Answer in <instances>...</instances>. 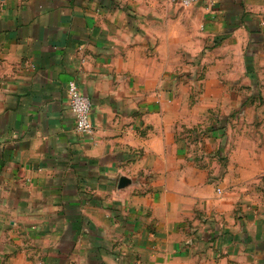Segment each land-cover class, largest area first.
<instances>
[{
  "label": "crops",
  "instance_id": "1",
  "mask_svg": "<svg viewBox=\"0 0 264 264\" xmlns=\"http://www.w3.org/2000/svg\"><path fill=\"white\" fill-rule=\"evenodd\" d=\"M0 264H264V0H0Z\"/></svg>",
  "mask_w": 264,
  "mask_h": 264
},
{
  "label": "built area",
  "instance_id": "2",
  "mask_svg": "<svg viewBox=\"0 0 264 264\" xmlns=\"http://www.w3.org/2000/svg\"><path fill=\"white\" fill-rule=\"evenodd\" d=\"M184 8L190 7L200 0H170ZM67 93L70 101V108L75 117L76 131L85 137H92L95 133L94 125L91 121L93 110L92 101L84 95L75 82H70L67 86Z\"/></svg>",
  "mask_w": 264,
  "mask_h": 264
},
{
  "label": "rangeland",
  "instance_id": "3",
  "mask_svg": "<svg viewBox=\"0 0 264 264\" xmlns=\"http://www.w3.org/2000/svg\"><path fill=\"white\" fill-rule=\"evenodd\" d=\"M199 58H201V57H199ZM201 62H202V60H201ZM205 72L206 71H204V70H199V71H197L196 73H195V77H196V80H198V79H201V78H203L204 77V75H205ZM194 73L193 72H184L183 73V77H185L186 78V80H188V79H190V77H192L191 75H193ZM194 77V76H193ZM186 83H188V82H186ZM220 193V192H219ZM212 234V232L210 233V237L212 236L211 235ZM215 235H217V238H220V235H218V234H214L213 235V238L214 237H216ZM218 240V239H217ZM183 250H185V248H183Z\"/></svg>",
  "mask_w": 264,
  "mask_h": 264
}]
</instances>
